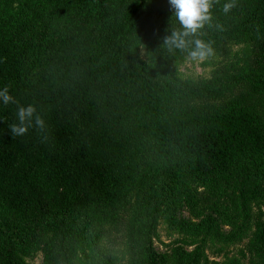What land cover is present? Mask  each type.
Instances as JSON below:
<instances>
[{"label":"trees","instance_id":"1","mask_svg":"<svg viewBox=\"0 0 264 264\" xmlns=\"http://www.w3.org/2000/svg\"><path fill=\"white\" fill-rule=\"evenodd\" d=\"M227 2L199 38L216 49L243 35L250 51L224 86H204L179 79L181 53L163 46L180 28L162 16L169 0H0V88L18 102L0 101V264L49 230L60 264H112L100 247L111 231L129 264H165L153 234L181 199L205 234L218 217L247 226L264 184V0L225 15ZM29 104L47 128L13 139ZM255 227L264 253V220Z\"/></svg>","mask_w":264,"mask_h":264},{"label":"rangeland","instance_id":"2","mask_svg":"<svg viewBox=\"0 0 264 264\" xmlns=\"http://www.w3.org/2000/svg\"><path fill=\"white\" fill-rule=\"evenodd\" d=\"M162 16L165 21L171 22L174 15L170 8H166ZM214 50V56L201 63L191 62L186 54L177 55L172 63L175 74L183 81L199 85L224 86L233 74L242 69L250 51V43L240 35L228 38ZM140 54L143 59H148L144 47L140 46ZM199 220V217L191 214L183 199L179 200L173 222L166 218L159 220L153 234V244L158 252L165 254V264L189 259H192L189 264H264V253L257 248L255 240L256 223L264 220V184L260 194L251 203L247 226H242V219L231 224L218 217L220 231L205 234L204 228L199 226ZM109 233L102 237L100 247L110 257L112 264H129L124 234L122 231ZM55 238L53 231L49 230L37 244L22 246L16 254L15 264H60ZM73 259L76 262L88 260V250L78 248Z\"/></svg>","mask_w":264,"mask_h":264},{"label":"clouds","instance_id":"3","mask_svg":"<svg viewBox=\"0 0 264 264\" xmlns=\"http://www.w3.org/2000/svg\"><path fill=\"white\" fill-rule=\"evenodd\" d=\"M219 0H169L173 15L179 22L180 28L173 30L163 37V46L169 52H180L186 54V58L194 63H201L211 58L215 54L212 42L199 38L206 25L212 26L214 4ZM237 6L236 0H228L223 5V12L227 15ZM215 27L219 31H224L221 24ZM11 85H4L0 88V101L4 105L18 103L10 94ZM16 122L8 125L9 132L13 139L26 135L33 127L38 134L45 132L47 125L42 116L37 113L34 105L19 106L16 113Z\"/></svg>","mask_w":264,"mask_h":264}]
</instances>
